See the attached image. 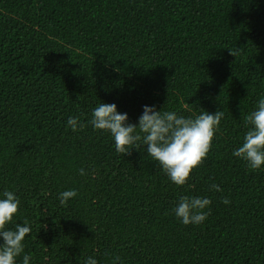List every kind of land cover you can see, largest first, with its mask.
Returning <instances> with one entry per match:
<instances>
[{
  "label": "trees",
  "instance_id": "obj_1",
  "mask_svg": "<svg viewBox=\"0 0 264 264\" xmlns=\"http://www.w3.org/2000/svg\"><path fill=\"white\" fill-rule=\"evenodd\" d=\"M262 95L264 0H0V192L20 199L8 227L31 225L18 262L264 264V167L232 155ZM101 101L127 123L145 104L224 115L177 186L146 145L117 153L87 123ZM180 195L211 200L203 223L172 214Z\"/></svg>",
  "mask_w": 264,
  "mask_h": 264
},
{
  "label": "clouds",
  "instance_id": "obj_2",
  "mask_svg": "<svg viewBox=\"0 0 264 264\" xmlns=\"http://www.w3.org/2000/svg\"><path fill=\"white\" fill-rule=\"evenodd\" d=\"M223 115L222 111H202L185 117L173 110L160 111L155 105L145 104L138 122L127 123L128 114L118 111L115 102L101 101L92 108L87 123L94 130L110 133L117 153L146 145L147 155L159 163L173 184L180 186L187 182L192 170L207 156ZM244 121L247 131L243 142L232 150V155L246 161L251 169H260L264 167V95L256 100L254 109L244 116ZM66 126L74 132L85 127L78 117L71 116ZM77 171L81 176L86 174L84 168ZM210 189L222 191L217 183H212ZM76 195L75 189L61 191L59 202L64 205ZM222 199L225 204L230 202L226 197ZM19 204L20 199L15 192L8 189L0 192V264H30L31 257L27 253L19 262L17 260L24 253L25 236L31 232L30 223L25 219L14 227H8ZM210 204L208 197L180 195L171 212L184 225L201 224L207 218L205 209ZM83 264H98V260L87 256ZM113 264H121L120 258L115 257Z\"/></svg>",
  "mask_w": 264,
  "mask_h": 264
}]
</instances>
